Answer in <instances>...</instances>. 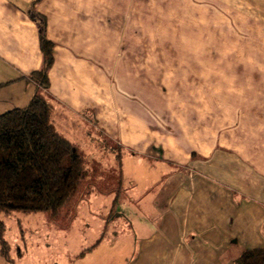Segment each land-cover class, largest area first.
Wrapping results in <instances>:
<instances>
[{
  "label": "crops",
  "instance_id": "0c3cea01",
  "mask_svg": "<svg viewBox=\"0 0 264 264\" xmlns=\"http://www.w3.org/2000/svg\"><path fill=\"white\" fill-rule=\"evenodd\" d=\"M42 19L55 44L46 92L30 80L43 68ZM212 43L233 51L207 57ZM184 45V59L201 61V71L211 58L235 60L234 68L219 74L220 83L238 93L230 135H212L209 110L203 111L204 135H172L168 141L138 135L132 114L121 116L127 109L121 100L128 99L122 90H129L131 78L164 76L161 61L183 59ZM118 76L125 77V87ZM107 77L113 87L119 84L120 96L110 92ZM39 91L54 107L57 130L88 158L97 152L95 121L100 128L122 119L128 135L119 136L128 162H138L144 175L162 171L156 192L145 200L152 208L146 218L155 217L156 226L146 235L135 231L140 238L130 264H233L244 251L264 246V0H0V115L25 108ZM252 107L259 116L248 126L239 115ZM197 116L190 109L191 127ZM110 203L114 210L115 199ZM21 215L39 216L13 213L20 226ZM0 216L4 223L11 217ZM0 264H8L1 252Z\"/></svg>",
  "mask_w": 264,
  "mask_h": 264
},
{
  "label": "rangeland",
  "instance_id": "374dc122",
  "mask_svg": "<svg viewBox=\"0 0 264 264\" xmlns=\"http://www.w3.org/2000/svg\"><path fill=\"white\" fill-rule=\"evenodd\" d=\"M207 46V57H219L224 51H233L225 50L220 43ZM179 48L183 59L161 61L168 70L164 76L135 75L131 78L129 90H122L123 94L118 85L125 87V77L118 76L119 84L116 83L114 87L112 77H107L111 93L114 88L117 96H128V99L121 100L127 108L122 109L121 116L132 114L129 120L138 129V135L145 132L158 138L167 136L165 141H168L172 135H194L197 131L198 135L201 132L204 135L203 111L209 110L212 124L208 129L212 130V135H230L231 126L235 124L233 118H236V113L232 112L237 108L238 93L234 87L225 88L220 83L219 74L222 68H234L235 60L211 58L207 60V71H201V61L183 57L189 56L188 45ZM176 66L178 68L174 69ZM242 71L248 76L245 70ZM204 72L205 75L202 74ZM225 77L231 79L230 76ZM232 78H238L236 72ZM102 80L105 83L106 77ZM242 81L246 88L252 89L247 77ZM206 85L210 88L208 92L205 91ZM206 96L209 98L207 104ZM190 109L198 112L197 124H193V128L189 123ZM257 112L259 110L252 107L251 112L242 113L239 117L245 119L246 125L253 126L252 118L259 116ZM120 123L116 119L114 124L102 125L107 128L105 132L95 121L94 135L98 134L99 137L96 155L88 158L83 154L90 163L89 174L74 198L57 216L53 217L51 213L36 214L46 216L45 220H40L39 216L21 215V226L13 214L4 219V237L9 243V254L15 264H130V259L138 249L140 236L137 234L146 235L156 226L155 217L151 221L146 218L152 208L145 200L156 192L157 181L163 177V173L159 169L144 175L137 172L138 162H128L129 149L125 143H121L119 136L128 135L126 123ZM106 133L114 135L116 140L105 137ZM131 148L140 150L136 146ZM119 155L122 157L121 162L117 159ZM145 160L154 167L160 165L152 159ZM154 180L153 186L147 187ZM117 197L119 200L113 210L110 201Z\"/></svg>",
  "mask_w": 264,
  "mask_h": 264
},
{
  "label": "trees",
  "instance_id": "16d2710c",
  "mask_svg": "<svg viewBox=\"0 0 264 264\" xmlns=\"http://www.w3.org/2000/svg\"><path fill=\"white\" fill-rule=\"evenodd\" d=\"M42 26L43 68L32 73L30 80L46 92L50 88L55 44L45 34V19ZM41 91L25 108L0 115V213L4 215L51 213L57 216L89 174L90 163L57 130L52 120L54 107ZM121 158L117 157L119 162ZM5 232L6 226L0 220L1 255L8 264H15ZM233 264H264V246L244 251Z\"/></svg>",
  "mask_w": 264,
  "mask_h": 264
}]
</instances>
